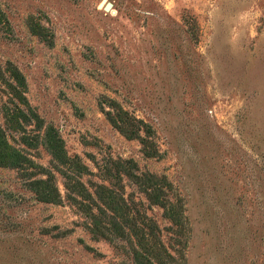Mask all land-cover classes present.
<instances>
[{
    "label": "rangeland",
    "instance_id": "obj_1",
    "mask_svg": "<svg viewBox=\"0 0 264 264\" xmlns=\"http://www.w3.org/2000/svg\"><path fill=\"white\" fill-rule=\"evenodd\" d=\"M7 61L67 155L88 167L82 181L111 188L117 210L103 218L106 236L91 232L58 173L59 205L0 168V264H135L141 234L172 255L163 264H264V0H0ZM109 101L146 127L115 128ZM24 150L51 168L42 146ZM135 176L161 179L182 220Z\"/></svg>",
    "mask_w": 264,
    "mask_h": 264
},
{
    "label": "trees",
    "instance_id": "obj_2",
    "mask_svg": "<svg viewBox=\"0 0 264 264\" xmlns=\"http://www.w3.org/2000/svg\"><path fill=\"white\" fill-rule=\"evenodd\" d=\"M29 30L33 35L52 47L53 42L41 32V30H44L43 28L36 27L30 23ZM0 85L3 87V94L6 96L5 100L0 101V168L17 171L26 188L38 202L57 205L61 204L63 198L55 182L54 172L58 173L64 180L65 199L74 202L86 214L89 231L100 232L103 235V218L113 219V210H117L113 207L116 205V199L112 189L95 182L88 183L87 187V183L82 181L84 176L90 174L88 167L80 161L78 156L69 157L67 155L58 131L52 126L45 125L43 119L29 105L26 98V79L21 71L10 61H7L4 66L0 63ZM109 102L110 106L116 111V115L109 111H104V109L103 112H106L107 119L115 128L123 132L121 124L125 125L127 123H135L139 128L146 127L142 121L130 118L122 108L119 107L117 109L114 101ZM117 116H120V119L121 116H124V119H121V123L116 122L115 118ZM144 132L145 135L150 137L149 130ZM9 134L13 137H10ZM10 138L16 145L10 142ZM140 140L144 147V154L148 157H153L154 153H150L145 149V140ZM39 146H42L50 156V169L36 163L24 150V148L36 150ZM107 166L108 164L106 163L104 173L108 170ZM106 176L109 178V175ZM110 178H114V176H110ZM147 178L150 180L149 183L143 177L135 176V180L140 181L138 185L148 184L142 187L149 188L152 192L149 199L154 204L164 209L166 214H170L173 220L181 221L182 214L178 210V204L170 203L165 199L166 195L161 189V187H164L160 182L161 179L153 181L150 177ZM88 188L93 189V194L99 204L95 202ZM91 206L98 210L97 214L92 213ZM107 212L111 213L108 214ZM150 229L151 231L148 235L155 240L156 231L154 228ZM136 246L138 248L133 249L135 264H152L153 262L163 264L164 258H172L171 254L166 253L162 249L160 243L158 244L156 241L148 243L142 234L140 239L137 240Z\"/></svg>",
    "mask_w": 264,
    "mask_h": 264
},
{
    "label": "water",
    "instance_id": "obj_3",
    "mask_svg": "<svg viewBox=\"0 0 264 264\" xmlns=\"http://www.w3.org/2000/svg\"><path fill=\"white\" fill-rule=\"evenodd\" d=\"M110 6H111L110 4H107V5L104 7V10H106V11L109 10Z\"/></svg>",
    "mask_w": 264,
    "mask_h": 264
}]
</instances>
